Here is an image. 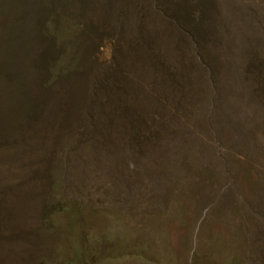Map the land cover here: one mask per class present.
<instances>
[{
  "label": "trees",
  "instance_id": "16d2710c",
  "mask_svg": "<svg viewBox=\"0 0 264 264\" xmlns=\"http://www.w3.org/2000/svg\"><path fill=\"white\" fill-rule=\"evenodd\" d=\"M223 26L212 0H0V264H28L37 216L65 209L68 145H155L205 105L189 75L217 65Z\"/></svg>",
  "mask_w": 264,
  "mask_h": 264
},
{
  "label": "rangeland",
  "instance_id": "374dc122",
  "mask_svg": "<svg viewBox=\"0 0 264 264\" xmlns=\"http://www.w3.org/2000/svg\"><path fill=\"white\" fill-rule=\"evenodd\" d=\"M212 1L218 63L189 75L210 89L205 105L155 145H68L50 201L65 209L43 229L37 216L28 264H264V17L249 0Z\"/></svg>",
  "mask_w": 264,
  "mask_h": 264
},
{
  "label": "crops",
  "instance_id": "0c3cea01",
  "mask_svg": "<svg viewBox=\"0 0 264 264\" xmlns=\"http://www.w3.org/2000/svg\"><path fill=\"white\" fill-rule=\"evenodd\" d=\"M253 5L250 6L251 10L254 12V14L257 15H262V17H264V0H249V5L252 4Z\"/></svg>",
  "mask_w": 264,
  "mask_h": 264
}]
</instances>
